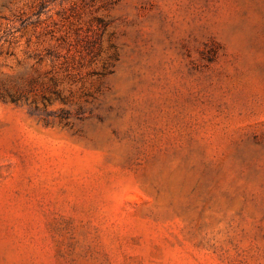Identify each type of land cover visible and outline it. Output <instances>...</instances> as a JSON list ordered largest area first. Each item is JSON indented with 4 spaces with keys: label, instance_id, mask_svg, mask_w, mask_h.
Segmentation results:
<instances>
[{
    "label": "rangeland",
    "instance_id": "obj_1",
    "mask_svg": "<svg viewBox=\"0 0 264 264\" xmlns=\"http://www.w3.org/2000/svg\"><path fill=\"white\" fill-rule=\"evenodd\" d=\"M0 264H264V0H0Z\"/></svg>",
    "mask_w": 264,
    "mask_h": 264
}]
</instances>
